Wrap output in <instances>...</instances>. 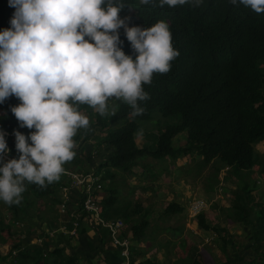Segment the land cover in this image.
<instances>
[{
	"label": "trees",
	"instance_id": "16d2710c",
	"mask_svg": "<svg viewBox=\"0 0 264 264\" xmlns=\"http://www.w3.org/2000/svg\"><path fill=\"white\" fill-rule=\"evenodd\" d=\"M122 2L125 7L119 15L128 18L129 26L148 27L159 20L165 21L178 55L170 61L166 73H154L151 82L143 85L147 98L138 101L142 108L140 114L133 115L132 108L120 99L114 101L112 112L107 102L108 111L104 115L96 113L86 104L78 106L80 111L85 110L89 119L88 127L77 133L78 143H96L91 145L89 156L85 145L82 150L74 148V156L64 163L63 170L81 168L84 155L89 160L91 154L99 153L102 155L101 162L98 165L95 163L94 170L101 174V182L104 183L115 181L117 171L132 174V167L142 157L171 159L174 163L192 158L193 166L188 167L184 177L191 179L195 173L198 178L201 171L212 168L214 171L207 179V190L214 193L217 191L220 172L224 168L230 169L237 182L232 191L233 204L226 218L250 233L249 249L254 251L264 247V205L256 202L254 192L257 185L249 182L257 162L256 146L264 144V13H256L241 4L234 5L229 0H202L198 6L186 3L174 7L160 6L158 0H152L149 4H140L139 0ZM14 11L8 0H0V30L11 27L9 22ZM118 32L123 41L120 46L134 58L135 53L123 27ZM19 103L14 95L0 103V132L4 133L9 154L17 158L19 153L15 148L14 130L26 137L34 131L21 127L11 112V107ZM157 113L164 118L179 117V123L162 127L163 121L159 117L155 120ZM154 120L157 124L152 129H141L139 126L140 122ZM142 131L147 142L139 147L136 137ZM184 133L185 145L176 147L175 138ZM179 164L177 167H180ZM67 180L65 176H59V179L43 187L26 182L18 204L0 201V236L6 231L11 233L13 224H30L34 227V221L39 227L46 225L51 232L57 230L59 210L56 207L63 201L61 187ZM104 192L107 194L101 200L103 218L123 220L125 225L130 226L133 240L141 242L151 225V209L145 208L140 202L122 203L121 197L124 195L121 189L118 193L116 189L104 186ZM40 200L49 206L48 212L53 214L52 221H47L46 214L38 209ZM2 208L9 211L10 224H6L2 218ZM254 208L259 210L254 211ZM184 211L182 204L173 201L162 216L172 218ZM197 221L201 230L212 231L221 239L220 247L227 256L224 264H258L256 260L250 262L240 254H235L232 260L227 246L233 249L237 246L228 237V232L224 228L209 225L204 213L197 216ZM82 227L80 235L86 233ZM42 231L44 248L37 246L31 249L27 246L16 255V250H13L10 252V257L14 259L11 264H28L29 261L31 264H78L83 257L93 259L105 253V247L110 242V232L103 227H95L91 232L96 242H88L89 249L83 250V253L71 246L72 239L67 235L50 236L46 230ZM171 231L178 235L183 233L180 228ZM48 240L53 246L52 250L46 245ZM20 248L21 241L14 245V249ZM116 250L121 259L120 250ZM132 255H140V252L130 254V264H135ZM256 256L259 253L255 252L252 257ZM143 264L155 263L147 260ZM189 264L202 263L195 253L193 259L190 257Z\"/></svg>",
	"mask_w": 264,
	"mask_h": 264
},
{
	"label": "clouds",
	"instance_id": "9594fccd",
	"mask_svg": "<svg viewBox=\"0 0 264 264\" xmlns=\"http://www.w3.org/2000/svg\"><path fill=\"white\" fill-rule=\"evenodd\" d=\"M201 2L158 0L169 7ZM229 2L264 13V0ZM8 4L15 11L11 27L0 30V103L10 95L17 97L20 103L11 112L21 127L34 129L27 137L14 130L19 156L7 161L3 154L9 149L0 132V201L18 204L26 182L43 187L56 181L64 163L73 158V137L89 125L78 105L104 115L107 101L114 97L129 105L133 115L140 114L138 101L147 98L143 85L154 73H166L178 51L165 21L129 26L128 18L119 15L125 7L122 0H8ZM121 27L134 58L120 46Z\"/></svg>",
	"mask_w": 264,
	"mask_h": 264
},
{
	"label": "rangeland",
	"instance_id": "374dc122",
	"mask_svg": "<svg viewBox=\"0 0 264 264\" xmlns=\"http://www.w3.org/2000/svg\"><path fill=\"white\" fill-rule=\"evenodd\" d=\"M116 99L117 98L112 97L107 101L110 106V112L114 110V101ZM78 106H82V104ZM81 112L87 116L85 110H81ZM157 117H159L163 121L162 127H167L179 123V117L164 118L159 113H157L155 120ZM155 120L153 122H140L139 126L141 127V129H152L157 124V121L155 122ZM79 130L80 129L77 130V133L79 132ZM153 130L154 132H158L156 129ZM162 130L164 131L165 128ZM77 133L73 137L75 144L74 148L82 150V148H85V144H82L81 141H79L80 143H78ZM185 136L186 133L181 134L175 138L174 144L176 147L185 145ZM94 142L95 141H91L90 143L85 145L87 148V150L85 151L88 152L87 156H89L91 145H93ZM136 142L139 147L147 142V137L143 135V131L140 132L139 135H137ZM91 155L92 156H90L89 160H87L86 155H84L82 157V159L84 160L83 166L81 168L74 167L72 168V170L76 172L90 171V173H98V171L94 170L96 166L95 163L97 162L98 165V162H101L102 155H100L99 153H94ZM256 158L257 162L255 167L253 168V172L249 178V182L252 184L255 183L257 185V190L254 192L256 202L262 203L264 205L263 143L256 146ZM136 162L137 165L133 166L131 169L132 174L127 175L124 172L117 171L116 180L104 182L103 185L108 188L116 189L118 193L120 192V189L123 190L122 196H124L121 197L122 203L140 202L145 208L149 207V209H151V225L146 232L145 238L150 237L151 241H154L153 239L163 241L165 240V237H170L172 239L178 238V234L172 233L171 229L166 228H180L183 229V233H181L180 236V238L182 237L181 245H184L185 241H187L188 245L189 240L190 245L188 247H193V245L195 244H203L204 248L208 249L209 244H206L204 240L206 238L208 240L209 238L210 242L215 243V250L218 253V250H221L220 246H222V241L217 236V234L213 233L212 231L203 232V230L198 228V226L196 225L197 221H190L188 217V211L190 210L189 206L192 204V202H204L207 207L204 213L206 222L211 226H215L216 228H224L228 232V237L230 236L229 238L237 246L235 249L231 248L230 245L227 246V249L230 253V258L232 259L235 254H240V256H244L245 259L250 262L252 259H254L258 264L264 263V259H262V256L264 254L261 255L264 247H261L258 250L254 251L252 249H249L248 245L251 244V241L249 239L250 233L245 232L243 226L234 224L226 218V214L233 204L234 196L232 191L236 188L237 182L236 177L233 175V172L230 169H222L218 177L219 184L217 185V191L211 193L207 190V179L212 175V172L214 171L212 168H206L201 171V174L198 178L195 173L191 175V179L187 178V180L184 177V172L188 170V167L193 166L194 159L192 158H184L183 160L174 163V161L171 159L154 160L151 157H142L139 158V160H137ZM178 164L180 165V167H177ZM227 177H229L230 179L227 180ZM66 182L67 181H64L63 183ZM158 193L161 195H158ZM104 194H107V192H104ZM72 200L73 204L71 205V208L77 209L78 197L76 195H73ZM175 200H178L185 207V211L182 214H178L172 218L163 217L162 215L165 211V208L168 206V204ZM57 208L59 210V206H57L56 209ZM38 209L46 214L47 221H52L51 219L53 218V214H50L48 212L49 206L46 205V202L41 200L38 201ZM256 210H259V208H254V211ZM1 215L2 218L5 219L6 224H10L11 216L9 211L5 208H2ZM58 219L61 222H67V214L59 213ZM33 224L36 226L33 227L30 224H13L14 226H12L11 233H9V231H6L3 233V235L0 236V264H11L14 261V259L10 257V252H12L13 250H16L14 251V254H19V252H21L27 246H29V248L31 249H35V246H39L38 240L43 234L42 230H46V233L50 232V229H48L46 225H44L43 227H39L37 225V221H34ZM125 226L126 230L130 229L129 225ZM82 228H84L85 230L88 229L86 226H83ZM162 234L164 236H161ZM19 241H21V248L14 249V245ZM82 244H80V246H83L84 248L88 247L86 245L87 242L84 241L82 242ZM43 246L44 245L39 247L44 248ZM52 249L53 248H51V250ZM195 252L196 248L191 251L192 254H195ZM255 252L259 253V256L252 257ZM223 255L225 254L223 253ZM12 256L14 255L12 254ZM121 259L123 260L124 258ZM187 259L190 258L188 257ZM187 259L180 261L179 264H187ZM207 259L209 260V264H217V262H221L220 257H216L214 255L207 257ZM28 264H31V261H29Z\"/></svg>",
	"mask_w": 264,
	"mask_h": 264
},
{
	"label": "built area",
	"instance_id": "2783aa9c",
	"mask_svg": "<svg viewBox=\"0 0 264 264\" xmlns=\"http://www.w3.org/2000/svg\"><path fill=\"white\" fill-rule=\"evenodd\" d=\"M16 158L9 154V151L3 154L5 161ZM92 172V171H91ZM60 176H65L68 180L63 183L62 203L59 206L60 214H67L69 220L62 222L60 228L55 231L48 232L50 236L55 234H66L71 237L80 235L82 225L87 226L91 230L95 227H103L110 232V244L115 249L120 250L121 257L124 258L121 264H130V242L124 238L126 226L122 220H107L102 216L101 200L104 198L103 183L101 182L100 174L90 171H65ZM78 197L77 209H72V197ZM193 217L206 210L204 202H192L189 206ZM41 247L44 243L43 239L38 240ZM16 255V253L14 254Z\"/></svg>",
	"mask_w": 264,
	"mask_h": 264
},
{
	"label": "crops",
	"instance_id": "0c3cea01",
	"mask_svg": "<svg viewBox=\"0 0 264 264\" xmlns=\"http://www.w3.org/2000/svg\"><path fill=\"white\" fill-rule=\"evenodd\" d=\"M158 195H161V194L158 193ZM174 202H177L178 204L181 205V203L178 200H175ZM203 213H205V211ZM188 217L190 221L191 220H193L194 222L197 221V217H193L190 210L188 211ZM69 219L70 218L68 216V220ZM61 225H62V222L59 221V228L61 227ZM196 225L198 226V221ZM166 229H172V228L168 227ZM91 231L88 228L86 229V233L77 235L76 237H71L70 235H67L70 239H72L71 246L74 247L76 250L78 249L79 252H83V250L89 249L88 247L84 248L83 246H80V244H82V242L85 241L87 242L86 245L88 246V242L90 241L96 242V237L93 235ZM125 233H126V236H124V238L129 240L130 246H131L130 254H134V251L140 252V255H132L133 257H135V264H143L147 260H150L151 262H154L155 264H174V263L179 264L180 261L186 260L188 257L189 258L192 257V259L194 258V254L191 253V251L194 248H196L195 253L200 257L202 264H209L208 263L209 260L207 259V257H210L211 255L220 257L221 262H217V264L218 263L224 264L225 262H227V256L223 255L222 249L218 250L219 252L217 253L215 250L216 248L215 243L210 242L209 238L208 240L207 238L204 240L206 244L207 243L209 244L208 249H206L204 248L203 244L202 245L195 244L193 245V247H188L190 245L189 240H188V245H187V241L184 242V245L183 244L181 245L182 243V237L180 238L181 235L177 236L179 239L178 238L172 239L170 237H165V240L163 241L155 240V239H153L154 241H151L150 240L151 238L149 237V238H144L141 242H137L133 240V235L131 234L129 229H127ZM161 236H164V235L162 234ZM46 245L49 248H53L49 240L47 241ZM105 250H106L105 253L104 252L100 253L99 255H96L95 257H93V259L84 258V257L81 258L78 264H120L121 259L118 257L119 252L114 247L111 246L110 242H108V245L105 247ZM66 251L67 253H69V249H67ZM228 253H229V250H228ZM84 255L85 254H82V256ZM186 263L189 264V259H187Z\"/></svg>",
	"mask_w": 264,
	"mask_h": 264
}]
</instances>
